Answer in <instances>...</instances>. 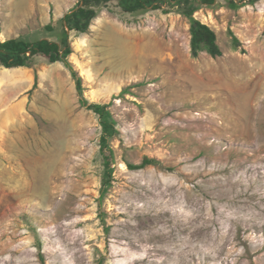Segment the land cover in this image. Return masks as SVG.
Instances as JSON below:
<instances>
[{
  "label": "rangeland",
  "instance_id": "rangeland-1",
  "mask_svg": "<svg viewBox=\"0 0 264 264\" xmlns=\"http://www.w3.org/2000/svg\"><path fill=\"white\" fill-rule=\"evenodd\" d=\"M81 1L0 0V41L67 31L83 87L43 55L0 63V264H264V0L197 4L218 57H193L185 2L94 5L81 33ZM92 103L118 131L104 194Z\"/></svg>",
  "mask_w": 264,
  "mask_h": 264
},
{
  "label": "trees",
  "instance_id": "trees-1",
  "mask_svg": "<svg viewBox=\"0 0 264 264\" xmlns=\"http://www.w3.org/2000/svg\"><path fill=\"white\" fill-rule=\"evenodd\" d=\"M111 0H82L77 9L72 10L64 17V25L70 30H77L85 33L89 30L92 20L97 16V10L94 5L99 6L103 3H108ZM119 5L128 12H136L145 9L149 6L154 8L160 7L157 2L160 0H118ZM174 1V0H171ZM178 2H185L186 7L184 14L191 20V47L193 57H198L201 52H208L213 57L222 55L221 48L218 44L216 32L207 24L202 23L194 17V13L198 10L200 3H214L215 0H177ZM234 7H238V0H229ZM83 2V4H82ZM82 4V6H81ZM52 30L53 27L48 25L46 27ZM233 38L234 48L240 45L239 39L231 32ZM72 53V48L69 43V36L67 31H64L63 39L60 43L49 40L41 39L34 42L26 41L23 39H9L4 42L0 41V63L5 68L16 67H31L33 64V57L36 55H43L49 59V62H64L66 66L72 70L73 77L76 80L77 88L80 93L83 91L82 80L78 77L77 73L73 71L68 57ZM82 102L86 103L82 98ZM89 108L93 110L100 119L102 126L101 135V153L104 158L106 173L104 177V186L102 194H104L109 185H111V175L113 173L114 151L110 146L109 140L118 131L116 129V121L109 110L108 104L92 103ZM154 159L146 157L141 164L129 163L128 167L131 170L143 169L148 165H152ZM101 263V261H100Z\"/></svg>",
  "mask_w": 264,
  "mask_h": 264
},
{
  "label": "water",
  "instance_id": "water-1",
  "mask_svg": "<svg viewBox=\"0 0 264 264\" xmlns=\"http://www.w3.org/2000/svg\"><path fill=\"white\" fill-rule=\"evenodd\" d=\"M82 4H83V2H82ZM82 4H81V5H82Z\"/></svg>",
  "mask_w": 264,
  "mask_h": 264
}]
</instances>
